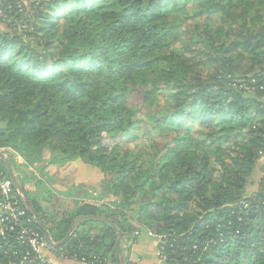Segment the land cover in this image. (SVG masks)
<instances>
[{
	"label": "trees",
	"instance_id": "trees-1",
	"mask_svg": "<svg viewBox=\"0 0 264 264\" xmlns=\"http://www.w3.org/2000/svg\"><path fill=\"white\" fill-rule=\"evenodd\" d=\"M0 11V151L52 242L68 236L50 252L119 264V234L120 247L152 233L166 264H264V166L246 194L264 154V0H0ZM182 12L205 21L185 40ZM141 105L155 106L161 139L147 157L117 140ZM76 160L105 176L114 206L53 211L40 205H54L46 185L25 189L28 167ZM0 173L11 180L1 160ZM9 226L0 264H39Z\"/></svg>",
	"mask_w": 264,
	"mask_h": 264
},
{
	"label": "rangeland",
	"instance_id": "rangeland-1",
	"mask_svg": "<svg viewBox=\"0 0 264 264\" xmlns=\"http://www.w3.org/2000/svg\"><path fill=\"white\" fill-rule=\"evenodd\" d=\"M24 2H29L30 0H22ZM189 11V10H188ZM179 25L176 26V31L181 36L180 39H186L191 33L198 31L197 26L201 27L205 21L201 18H186V15L182 12L179 15ZM218 19H214L212 26L214 27L217 25ZM177 46H180L177 44ZM139 99V98H138ZM138 99H134L133 104L136 102L139 103ZM135 103V104H136ZM160 106L163 105V99H159L158 103ZM155 106L147 108L141 105L139 108V112L137 115V123L134 129H129L125 132L119 133L117 140L123 144V149L128 150L133 156H137L141 154L143 157H147L149 153V147L155 143L161 145L160 138L158 137L156 132L151 131V126L148 120L147 114L153 113ZM160 139V140H159ZM1 153V151H0ZM3 154V153H2ZM5 157L6 155L3 154ZM48 160V156L45 155L43 159ZM15 160L24 165L25 161L20 155L15 156ZM73 162V161H72ZM69 162L62 167H55V166H44V170L41 171L39 165H34L33 167H28L27 169L23 170L26 175V183L25 189L30 192H35L38 189V182L43 183L49 189L51 195H53L54 205L52 202H41L40 205L43 207L49 206L53 211H64L67 209H72L74 206L79 205L80 203H100V204H110L111 207L114 204H111L110 201L113 199L105 194L104 190V180L105 176L97 170L99 173L98 175V182L95 184V178L93 173L84 172L82 175L83 180L87 182L85 185L84 183L80 184L77 182V178L72 174L75 172V166H80V163ZM85 166L86 165L84 162ZM264 166V156L261 157L257 168L249 180L247 187H246V194L249 195L255 192L259 187V182L263 176V168ZM88 168V167H87ZM94 170V169H93ZM74 171V172H73ZM94 172V171H93ZM44 174V175H43ZM46 174V175H45ZM33 176L35 179H33ZM101 176V182H100ZM97 188L98 191H95ZM96 194V197L94 195ZM102 198V199H99ZM86 200V201H85ZM108 202V203H107ZM116 202V201H115ZM114 203V202H113ZM137 243V244H136ZM135 244L132 242H125L120 246L121 255L120 257H126L128 264H143L140 263L141 256H148L149 259H153V264L157 262V245L158 241L148 236H145L144 233L140 234L137 238ZM147 253V254H146ZM132 255V256H131ZM131 256V257H130ZM119 257V258H120Z\"/></svg>",
	"mask_w": 264,
	"mask_h": 264
},
{
	"label": "built area",
	"instance_id": "built-area-1",
	"mask_svg": "<svg viewBox=\"0 0 264 264\" xmlns=\"http://www.w3.org/2000/svg\"><path fill=\"white\" fill-rule=\"evenodd\" d=\"M1 14L0 11V15ZM241 87L246 91L252 90L245 84H242ZM23 203V195L15 188L10 179L3 177L0 173V234L3 235L4 231L11 229V226H9L10 224H15L19 228L18 239L26 242L30 246L32 254L34 258L39 261V264H51L44 253L45 250H50L51 244L36 231L27 227L29 219H27V211ZM148 235L158 241L156 264H166L165 261L167 258L160 243L161 237H157L152 233H148ZM28 255L29 254L25 255L24 260L27 259Z\"/></svg>",
	"mask_w": 264,
	"mask_h": 264
},
{
	"label": "water",
	"instance_id": "water-1",
	"mask_svg": "<svg viewBox=\"0 0 264 264\" xmlns=\"http://www.w3.org/2000/svg\"><path fill=\"white\" fill-rule=\"evenodd\" d=\"M0 160L5 164L7 170H8V173L10 175V178L15 186V188L23 195V198H24V205L29 213V215L33 218V221L34 223L38 226L39 229L42 230L43 234H44V237L46 239V241L51 244L53 247H59L60 245H62L64 243V241H66V239L68 238V236L61 242L59 243H53L52 240L50 239L49 235H48V232L46 230V228L42 225V223L40 222L39 218L37 217L32 205L30 204V202L27 200V198L25 197V194H24V191L23 189L21 188V186L19 185L14 173H13V170H12V167H11V164L9 162V160L7 159V157H5L2 153H0ZM90 219H97V220H101V221H106L108 222L107 220L101 218V217H89ZM81 218H77L74 222H73V226L70 230V233L76 228V222L79 221ZM121 239V234H119V238L117 240V250L120 251V247H119V241ZM119 264H124V261L122 258H120L119 260Z\"/></svg>",
	"mask_w": 264,
	"mask_h": 264
},
{
	"label": "crops",
	"instance_id": "crops-1",
	"mask_svg": "<svg viewBox=\"0 0 264 264\" xmlns=\"http://www.w3.org/2000/svg\"><path fill=\"white\" fill-rule=\"evenodd\" d=\"M75 162L80 163V166H78V167L75 166V168H76L75 172L73 171L74 174H72L73 177L75 176L77 178V182L80 183V184H82V183H84L85 185L87 184V182L83 180L82 175L84 174V172H87L86 170H88V172H91V174L93 173V176L96 179L95 180V184H97V182H98L97 179H98V175H99V173L97 172V169H95L92 166H85L84 162L81 161V160H76V161H73L72 163H75ZM100 182H101V176H100ZM95 191H98L97 188H95ZM94 195L96 196L95 193H94ZM44 253H45L46 258L50 261L51 264H84V263H81V262H78V261H74V260L60 259L54 253L50 252L49 250H45ZM148 256H144V258H143V256H141L140 263L153 264V262H152L153 259H149L150 256L149 257Z\"/></svg>",
	"mask_w": 264,
	"mask_h": 264
}]
</instances>
